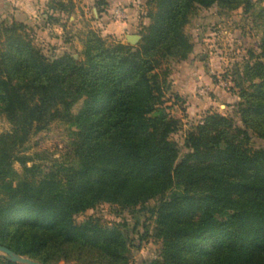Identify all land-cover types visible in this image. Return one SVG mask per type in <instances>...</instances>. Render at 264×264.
I'll use <instances>...</instances> for the list:
<instances>
[{"label":"trees","instance_id":"16d2710c","mask_svg":"<svg viewBox=\"0 0 264 264\" xmlns=\"http://www.w3.org/2000/svg\"><path fill=\"white\" fill-rule=\"evenodd\" d=\"M146 4L150 22L137 44H108L90 30L82 58L50 59L23 23L0 24V115L10 124L0 133V244L42 264H128L119 225L75 216L100 203L134 208L156 200L151 213L162 247L144 264H264V148L251 146L253 135L264 140V5L256 14L260 54L241 74L248 83L238 94L241 125L206 112L180 153L170 137L179 119L163 105L167 71L159 80L155 70L192 51L184 26L197 7L248 12L253 1ZM54 120L75 127L71 158L36 176L21 149Z\"/></svg>","mask_w":264,"mask_h":264},{"label":"rangeland","instance_id":"374dc122","mask_svg":"<svg viewBox=\"0 0 264 264\" xmlns=\"http://www.w3.org/2000/svg\"><path fill=\"white\" fill-rule=\"evenodd\" d=\"M252 1L253 7L248 12H244L242 7L225 11L216 4L206 8L197 7L184 26L192 51L182 60L166 59L155 70L159 80H163L167 71L163 105L167 106L170 115L179 119V128L170 137L177 143L180 153L186 151L183 142L185 133L206 112L229 116L235 124L241 125L237 111V104L241 100L238 94L241 87L248 86L246 81L241 80L243 66L254 62L260 54L261 31L256 22V14L264 5V0ZM58 2L63 6L58 5ZM42 4L35 0L21 2L19 5L24 11L28 10V16L0 12V24L12 21L23 23L33 44L50 59L65 52L75 58H82L86 35L90 30L95 31L108 44H130L126 35L137 34L140 40L143 28L150 22L146 0H129L124 3H110L106 0H49ZM51 6L55 7L52 12ZM128 8H132V11ZM46 9H50V13ZM191 58L194 68L199 70L198 74L208 80L201 85L189 82L190 86L187 87L188 95L194 96L201 103L196 106L199 108L197 111H189L188 97L178 90L180 83L183 84V70L190 68L188 59ZM211 86L218 90L213 91ZM226 93L228 95L225 96ZM81 104L82 100L72 107V114L78 111ZM9 129L6 117L0 115V133ZM74 130L75 127L69 122L54 120L45 129L29 137L21 150L31 158L27 165L33 164L36 167V176L42 175L41 170L46 167L70 160ZM251 146L264 148V140L253 135ZM12 170L14 179L22 177L23 170L18 162H13ZM155 203L156 200H150L134 208L100 203L75 216V221L80 222L93 216L103 225H119L127 238L128 264H144L158 257L162 247L161 240L154 235L155 217L151 210ZM0 264H4L1 259ZM55 264L81 263L76 260H59Z\"/></svg>","mask_w":264,"mask_h":264},{"label":"crops","instance_id":"0c3cea01","mask_svg":"<svg viewBox=\"0 0 264 264\" xmlns=\"http://www.w3.org/2000/svg\"><path fill=\"white\" fill-rule=\"evenodd\" d=\"M30 1H33V0H0V12L10 13L11 15L13 14L14 16L15 15L19 16L20 15L22 17H27L28 13H29L28 10L24 11V9L19 4L21 2H30ZM35 1H39L42 4V2L44 3V1H45V3H46L49 0H35ZM106 1L110 2V3H115V2L124 3V2H127L129 0H106ZM49 10L46 9L47 12H49ZM53 10L54 9L51 8L50 12H52ZM128 10L132 11V8H128ZM43 11H45V10H43ZM188 61H190V64H189L190 68L189 69L186 68V70H183L184 73L181 76L183 84L180 83V86H179L178 90L183 96H187L188 97L187 103H190V107L188 108L189 111H192V109H194V111H197V110H199V108H196V106L198 104L200 105L201 103L197 102V99H195L194 96L188 95L189 91L187 90V87L189 85V82L190 83L194 82L195 84L198 83V85H201L203 82L207 83L208 80H206L202 75L198 74L199 70H196L194 68V61L192 60V58L188 59ZM212 87H214V86H211V89H213V91L218 90V88H216V87L212 88ZM226 95H228V94L226 93L225 96ZM230 97L233 98V96H230ZM194 100H196L195 104H193ZM191 106H193V107H191Z\"/></svg>","mask_w":264,"mask_h":264},{"label":"water","instance_id":"95a60500","mask_svg":"<svg viewBox=\"0 0 264 264\" xmlns=\"http://www.w3.org/2000/svg\"><path fill=\"white\" fill-rule=\"evenodd\" d=\"M139 37L140 36L137 34H128L126 35V40L130 44H136V42L139 40ZM0 253L3 256H5L7 260L15 264H42L37 260L31 259L27 256L20 255L15 251L11 250L10 248L1 244H0Z\"/></svg>","mask_w":264,"mask_h":264}]
</instances>
